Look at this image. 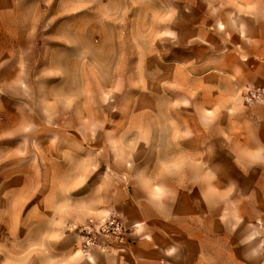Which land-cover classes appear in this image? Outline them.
<instances>
[{
  "label": "rangeland",
  "instance_id": "374dc122",
  "mask_svg": "<svg viewBox=\"0 0 264 264\" xmlns=\"http://www.w3.org/2000/svg\"><path fill=\"white\" fill-rule=\"evenodd\" d=\"M263 20L264 0H0V264H85L141 228L183 233L181 264H264Z\"/></svg>",
  "mask_w": 264,
  "mask_h": 264
},
{
  "label": "crops",
  "instance_id": "0c3cea01",
  "mask_svg": "<svg viewBox=\"0 0 264 264\" xmlns=\"http://www.w3.org/2000/svg\"><path fill=\"white\" fill-rule=\"evenodd\" d=\"M256 29L253 35L262 43L256 50V57L259 59V62L256 60L251 62L253 67L247 76H249L251 82H262L258 84L261 85L264 83V77L262 78L264 76V20L260 22V25ZM258 85L254 84L249 87ZM233 92L235 91L226 92V94H232ZM249 107L256 109L255 121L253 122L264 124V105H258L257 103ZM181 235L183 233L166 228L137 229L132 235L126 252L119 251L115 255V253H111L112 251L105 252L100 249L86 250L85 252L88 256L84 255L85 264H181L182 262L177 254L179 252L178 248L181 247L178 244V241H180L178 237Z\"/></svg>",
  "mask_w": 264,
  "mask_h": 264
},
{
  "label": "built area",
  "instance_id": "2783aa9c",
  "mask_svg": "<svg viewBox=\"0 0 264 264\" xmlns=\"http://www.w3.org/2000/svg\"><path fill=\"white\" fill-rule=\"evenodd\" d=\"M245 100L249 104L264 100V84L248 89L245 94ZM104 230L107 236H114L119 240H123L126 237V229L116 220L106 223Z\"/></svg>",
  "mask_w": 264,
  "mask_h": 264
}]
</instances>
